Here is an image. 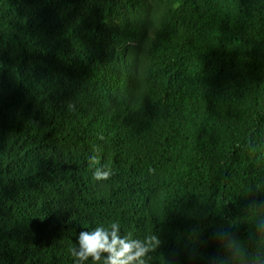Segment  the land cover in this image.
Masks as SVG:
<instances>
[{"label":"trees","instance_id":"1","mask_svg":"<svg viewBox=\"0 0 264 264\" xmlns=\"http://www.w3.org/2000/svg\"><path fill=\"white\" fill-rule=\"evenodd\" d=\"M113 221L145 264L219 230L264 264V0H0V264Z\"/></svg>","mask_w":264,"mask_h":264},{"label":"clouds","instance_id":"2","mask_svg":"<svg viewBox=\"0 0 264 264\" xmlns=\"http://www.w3.org/2000/svg\"><path fill=\"white\" fill-rule=\"evenodd\" d=\"M135 0H119L122 10H130ZM95 161L94 157H91ZM151 173L152 169L149 168ZM94 180H107L111 171L106 167H95L91 173ZM264 231V222L257 225ZM213 242L224 247L225 256L210 255L208 264H250L247 250L241 242L229 231L219 230L212 233ZM159 244L156 236L149 239L130 238L122 235L120 225L113 221L107 226L97 225L91 230L81 231L76 237L75 245L69 249L73 264H85L91 259L100 264H145V255L151 248ZM196 253H190L186 258L191 260ZM256 264H261V258L256 257Z\"/></svg>","mask_w":264,"mask_h":264},{"label":"bare ground","instance_id":"3","mask_svg":"<svg viewBox=\"0 0 264 264\" xmlns=\"http://www.w3.org/2000/svg\"><path fill=\"white\" fill-rule=\"evenodd\" d=\"M114 105H115V104H114ZM109 109H111V108H109ZM111 111H113V110H111ZM107 112L109 113V111H107ZM114 112H115V111H114ZM114 112H113V113H114ZM108 113H107V114H108ZM121 113H122V112H121ZM123 113H124V112H123ZM105 115H106V114H105ZM126 115H127V114H126ZM110 116H112V114H111ZM113 117H114V116H113ZM106 118H107V117H106ZM109 118H110V117H109ZM109 118H108V119H109ZM111 120H112V119H111ZM109 134H110V133H109ZM109 134H108V135H109ZM111 134H112V132H111ZM112 135H113V134H112Z\"/></svg>","mask_w":264,"mask_h":264}]
</instances>
